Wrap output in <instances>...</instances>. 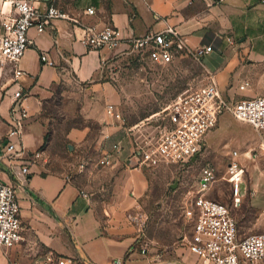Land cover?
Returning a JSON list of instances; mask_svg holds the SVG:
<instances>
[{"label":"crops","instance_id":"obj_1","mask_svg":"<svg viewBox=\"0 0 264 264\" xmlns=\"http://www.w3.org/2000/svg\"><path fill=\"white\" fill-rule=\"evenodd\" d=\"M49 3L62 7L79 23L57 19L53 28L43 33L31 29L33 44L18 62L25 74L15 78L9 64L0 71V180L16 186L23 225L18 245L0 247V264H36L47 252L92 264H113L134 249L138 228L128 216L139 210L138 197L148 181L142 165H131L133 157H127L126 181L116 188L112 199L107 193L103 199L91 191L81 174L82 166L75 163L93 147L103 151L105 138L116 129L106 125L103 135L94 140L90 139L89 124L76 122L80 118L104 123L109 118L94 98L95 92L104 91L99 84L103 66L119 57L133 36L174 27L193 48L214 46L202 62L207 78L217 81L223 96L264 95V36L253 31V38L229 41L223 51L222 43L230 37L224 32L237 27L220 8L222 4H239L264 11V0H35L41 9ZM89 7L95 8L94 14L86 12ZM12 15L10 6L0 0V28ZM82 25L98 30L112 25L123 44L117 50L90 49L81 40ZM43 51L55 66L41 62ZM245 82L249 84L245 86ZM18 87L26 95L23 105L28 111L21 139L8 136L15 116H19L13 111V94ZM213 135L211 130L206 139ZM11 142L15 145L12 154L7 150ZM66 149L73 154L69 166L63 161ZM33 153L39 157L34 158ZM25 163H30V173L20 177ZM138 259L149 264L137 251L123 264Z\"/></svg>","mask_w":264,"mask_h":264},{"label":"rangeland","instance_id":"obj_2","mask_svg":"<svg viewBox=\"0 0 264 264\" xmlns=\"http://www.w3.org/2000/svg\"><path fill=\"white\" fill-rule=\"evenodd\" d=\"M229 7L235 10L231 11ZM229 7L220 5L237 29L224 32L230 37L224 39L223 51L230 42L253 38L256 34L253 31L259 30L264 36V11L249 9V5L232 4ZM245 24L250 28L243 29ZM198 48L184 46L165 63L130 53L114 57L103 66L99 84L104 91L95 92L94 98L102 105L100 108L107 111L109 118L104 123L96 119L83 121L79 118L76 121L89 124L92 130L90 139L94 140L103 135L106 125L116 128L105 138L103 151L93 147L84 157L75 159L76 165L82 166L85 183L99 198L104 199L107 193L112 199L116 188L126 181L127 157H136L134 155L141 148L156 145L168 124L172 103L208 83L202 57L197 54ZM224 98L231 106L243 96L231 97L227 93ZM212 131L214 135L205 139L196 163L184 167L164 163L142 166L148 185L138 197V209L145 214L146 220L141 225L135 224L138 237L133 251L139 252L149 264H203L202 260L196 262V257L189 253L185 244L193 233V222L183 215L181 209L182 200L188 196H206L229 205L243 236L264 232V132L258 133L249 124L236 120L227 109ZM116 144L120 145V150L115 148ZM105 157L110 163H101ZM234 159L245 170L241 184L243 200L238 207L232 205V187L228 180V165ZM63 161L66 166L73 163V154L68 149L63 151ZM208 165L213 168L214 179L203 189L201 181ZM173 184L177 186L172 188ZM132 192L130 190L129 195ZM144 247L147 248L145 252ZM131 253L127 258H120L122 262L129 259ZM76 260L78 264H92ZM142 261L138 259L130 264H141Z\"/></svg>","mask_w":264,"mask_h":264},{"label":"built area","instance_id":"obj_3","mask_svg":"<svg viewBox=\"0 0 264 264\" xmlns=\"http://www.w3.org/2000/svg\"><path fill=\"white\" fill-rule=\"evenodd\" d=\"M3 4L10 6L13 15L5 19L0 28V71L9 64L12 66L15 78L25 74L18 67V62L33 44V40L29 37L31 29L43 33L53 28L57 19L79 23L78 19L54 3H49L44 9L36 6L35 0H3ZM86 12L92 15L95 13V8L89 7ZM81 27L84 32L81 40L90 49L117 50L123 44L118 29L112 25L100 30L87 25ZM126 44L128 47L121 51V55L136 53L143 59L156 63L169 62L179 49L188 45L187 40L174 27L144 36H133ZM196 50L198 56L203 57L211 53L214 46L209 44ZM40 60L45 65L55 66V62L45 51L41 52ZM13 98L15 103L13 111L19 116H15L8 136L21 139L28 118V111L23 105L26 95L22 87L15 90ZM226 109L232 112L236 120L249 124L258 133L264 132V95L242 98L230 106L219 90L217 81L211 77L207 84L180 96L172 103L168 124L161 132L156 145L152 148H141L134 155L139 165L164 163L184 167L196 163L205 146L206 135L216 127L220 115ZM115 148L121 149L118 144ZM7 150L11 154L14 152L13 142L9 144ZM196 154L198 157L193 161ZM16 155L20 153L17 152ZM31 155L34 158L39 157L38 153ZM101 163L110 162L105 157ZM29 164L25 163L21 167L20 177L30 173ZM204 170L205 176L201 181L203 189L207 188L214 179L212 166L208 165ZM228 170V180L232 187V205L238 207L243 200L241 184L245 170L236 159L229 163ZM181 209L183 215L193 222V233L185 244L189 253L196 257V262L202 260L203 264H264V232L243 236L229 205L199 195L184 198ZM129 219L132 223L141 225L146 217L138 210L131 213ZM22 233L21 205L17 198L16 186L0 180V247L9 249L18 245L23 239ZM146 249L144 247L143 252ZM36 264H78V262L75 258L47 252ZM113 264H123V262L119 258L114 260Z\"/></svg>","mask_w":264,"mask_h":264},{"label":"water","instance_id":"obj_4","mask_svg":"<svg viewBox=\"0 0 264 264\" xmlns=\"http://www.w3.org/2000/svg\"><path fill=\"white\" fill-rule=\"evenodd\" d=\"M45 1H48V0H45ZM197 157H198V154H196V155L194 156L193 161H195V160L197 159ZM129 163H130L131 165H136V164H138L137 157H133ZM176 186H177V184H173V185H172V188H175Z\"/></svg>","mask_w":264,"mask_h":264},{"label":"bare ground","instance_id":"obj_5","mask_svg":"<svg viewBox=\"0 0 264 264\" xmlns=\"http://www.w3.org/2000/svg\"><path fill=\"white\" fill-rule=\"evenodd\" d=\"M207 136V135H206Z\"/></svg>","mask_w":264,"mask_h":264}]
</instances>
